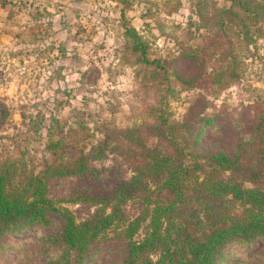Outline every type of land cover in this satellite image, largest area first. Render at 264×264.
<instances>
[{"label": "rangeland", "instance_id": "374dc122", "mask_svg": "<svg viewBox=\"0 0 264 264\" xmlns=\"http://www.w3.org/2000/svg\"><path fill=\"white\" fill-rule=\"evenodd\" d=\"M230 4L228 0H0V161L21 158L36 171L54 161L56 155L47 146L52 116L60 119L65 132L74 119L88 126L90 135L75 132L74 126L65 137L74 151L82 147L88 151L105 134L114 135L121 145L124 131L134 127L154 142L146 124L153 120L152 108L163 104L172 120L180 121L190 111L207 116L210 122L204 132L209 149L230 146L242 126L249 129L264 108V24L253 26L249 42L235 27L227 28L225 35L216 34L211 27L218 24L216 8ZM128 27L137 30L150 59H166L169 72L177 70L194 85L186 86L174 75L167 84L157 74L159 69L141 62ZM230 70L237 74L230 75ZM41 117L43 129L36 132L34 122ZM126 162L122 157L117 161L111 152L94 161L100 178L96 182L106 181L112 172L117 175L120 168L129 172ZM83 183L81 178L61 179L52 191L61 195ZM136 201L127 203L131 215L139 210ZM62 205L85 215L79 203ZM31 238L29 230L7 236L13 247L0 254V264H28L25 251L38 248ZM231 247L239 256L254 254L264 250V238ZM109 249L100 246L87 264H112L115 256Z\"/></svg>", "mask_w": 264, "mask_h": 264}, {"label": "trees", "instance_id": "16d2710c", "mask_svg": "<svg viewBox=\"0 0 264 264\" xmlns=\"http://www.w3.org/2000/svg\"><path fill=\"white\" fill-rule=\"evenodd\" d=\"M228 1L230 6L216 8L218 24L212 29L225 35L227 28H238L249 42L253 26L264 24V0ZM126 32L134 37L132 49L140 51L141 62L159 69L167 84L174 75L182 84L194 85L177 70L169 72L166 59H150L134 27ZM152 110L153 120L146 125L154 142L134 127L124 131L121 145L105 134L88 151H74L65 137L74 126L75 132L90 135L88 126L74 119L65 132L52 116L47 146L54 161L36 171L21 158L1 160L0 254L13 247L7 236L29 230L38 248L24 250L28 264H87L103 244L115 256L112 264H264V250L239 256L230 248L264 238V108L230 146L212 149L204 132L207 116L190 111L178 121L170 119L164 104ZM34 125L40 132L42 117ZM108 152L127 161L130 170L120 168L98 183L94 161L107 158ZM79 178L82 185L53 194L54 183ZM130 200L139 204L134 215L126 208ZM65 201L79 203L85 215L62 205Z\"/></svg>", "mask_w": 264, "mask_h": 264}]
</instances>
